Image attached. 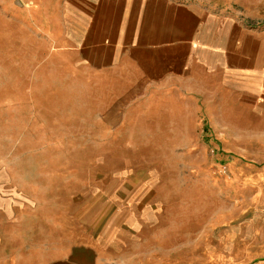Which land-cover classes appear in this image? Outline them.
I'll use <instances>...</instances> for the list:
<instances>
[{"label": "rangeland", "instance_id": "rangeland-1", "mask_svg": "<svg viewBox=\"0 0 264 264\" xmlns=\"http://www.w3.org/2000/svg\"><path fill=\"white\" fill-rule=\"evenodd\" d=\"M179 1L264 33V0ZM1 15L0 264H52L84 243L98 264H264V126L215 104L188 121L173 99L100 127L91 97L24 81L20 26L9 38Z\"/></svg>", "mask_w": 264, "mask_h": 264}, {"label": "crops", "instance_id": "crops-1", "mask_svg": "<svg viewBox=\"0 0 264 264\" xmlns=\"http://www.w3.org/2000/svg\"><path fill=\"white\" fill-rule=\"evenodd\" d=\"M1 1L5 35L20 26L24 81L56 84L47 96L91 97L100 127L124 124L142 102L173 99L191 105L188 121L215 104L235 125L244 117L264 126V33L237 15L179 0ZM5 206L0 196V246L9 242ZM97 254L84 243L52 264H98Z\"/></svg>", "mask_w": 264, "mask_h": 264}]
</instances>
